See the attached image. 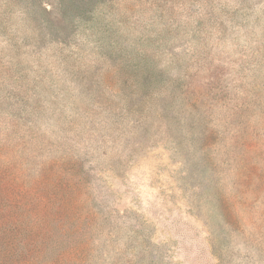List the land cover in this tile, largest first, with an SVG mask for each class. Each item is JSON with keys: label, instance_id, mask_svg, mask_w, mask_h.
<instances>
[{"label": "rangeland", "instance_id": "rangeland-1", "mask_svg": "<svg viewBox=\"0 0 264 264\" xmlns=\"http://www.w3.org/2000/svg\"><path fill=\"white\" fill-rule=\"evenodd\" d=\"M0 264H264V0H0Z\"/></svg>", "mask_w": 264, "mask_h": 264}, {"label": "trees", "instance_id": "trees-1", "mask_svg": "<svg viewBox=\"0 0 264 264\" xmlns=\"http://www.w3.org/2000/svg\"><path fill=\"white\" fill-rule=\"evenodd\" d=\"M94 28V27H93ZM94 34V33H93ZM158 39V37H156V38H154L153 40H151V41H149V43H150V45L148 46V47H151L152 46V48L154 47V42L156 41ZM146 46V45H145ZM150 50V49H149ZM142 57H143V59H142ZM154 59H155V56L154 55H149V52H145V53H143V56L142 55H137L136 57H134L133 58V56L130 58V60H140V61H144V66H143V70L144 71H146V72H148L147 73V78L148 79H151L152 81H151V85H154V83H155V81H157V82H159L160 84L162 83V78L159 76V75H157L156 76V72H155V70H154V68H151V69H149L150 67H149V65H148V63H150V64H152L153 63V61H154ZM175 60H178V59H176L175 58ZM177 62V61H176ZM176 62H173L174 63V67H176L177 65V63ZM141 70L140 68H136V70ZM142 70V71H143ZM151 71V72H150ZM163 78H165L164 76H163ZM172 84H174L173 86H176V85H180V83H181V78L180 77H176L175 79H173L172 80V82H171ZM147 84H149V83H147ZM5 103H7V102H5Z\"/></svg>", "mask_w": 264, "mask_h": 264}]
</instances>
